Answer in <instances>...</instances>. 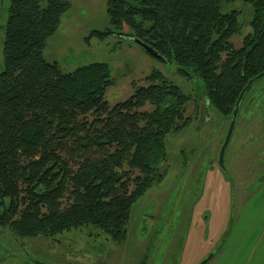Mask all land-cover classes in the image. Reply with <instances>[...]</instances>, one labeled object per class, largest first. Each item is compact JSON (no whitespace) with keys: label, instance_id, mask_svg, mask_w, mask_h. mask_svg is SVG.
Listing matches in <instances>:
<instances>
[{"label":"trees","instance_id":"1","mask_svg":"<svg viewBox=\"0 0 264 264\" xmlns=\"http://www.w3.org/2000/svg\"><path fill=\"white\" fill-rule=\"evenodd\" d=\"M229 1L107 0L106 13L112 27L126 25L180 74L200 78L204 98H197L196 115L205 101L228 123L247 81L264 70V0H244L253 11L239 47L230 41L241 28L239 10H222ZM68 7L67 0H10L8 6L0 70V228L50 237L89 227L121 244L134 201L165 175L164 137L189 120L191 96L153 69L147 85L110 105L107 62L63 71L46 59L47 38ZM111 31L93 29L89 37ZM262 78L245 91L238 117L263 105L255 92L264 83L253 89ZM146 104L152 108L142 109ZM256 113L264 120V106Z\"/></svg>","mask_w":264,"mask_h":264},{"label":"rangeland","instance_id":"2","mask_svg":"<svg viewBox=\"0 0 264 264\" xmlns=\"http://www.w3.org/2000/svg\"><path fill=\"white\" fill-rule=\"evenodd\" d=\"M67 1L69 7L43 49L46 59L56 60L63 71L107 62L113 79L105 91L110 105L132 94L136 85H147V75L158 69L190 94L185 111L189 120L165 135V175L134 201L121 244L91 233L89 227L50 237H19L3 227L0 264H197L210 250L215 255L206 264H264V120L256 113L264 103L252 115L242 110L237 116L224 171L217 156L230 119L227 123L209 107V117L199 120L196 102L204 98L200 78L194 73L186 78L172 61L150 55L126 25L120 31L112 27L107 0ZM9 3L0 0V70ZM229 9L239 10L241 28L230 37L239 47L251 29L252 5L224 2L222 10ZM107 27L112 31L104 38L89 37L91 30ZM260 83L264 78L253 89ZM255 94L258 101L264 99V90L257 87ZM151 108L146 104L142 109ZM228 221L231 229L222 240Z\"/></svg>","mask_w":264,"mask_h":264},{"label":"water","instance_id":"3","mask_svg":"<svg viewBox=\"0 0 264 264\" xmlns=\"http://www.w3.org/2000/svg\"><path fill=\"white\" fill-rule=\"evenodd\" d=\"M135 40L145 49L146 52H148L150 55L157 57L159 59H163L164 57L162 56V54H160L159 52H157L153 47H151L150 45L144 43L143 41L135 38ZM264 77V70H262L261 72L257 73L255 76H253L252 78H250L247 83L245 84V86L243 87V89L241 90L240 94L238 95L236 101H235V105L232 109L231 112V118L229 121V124L227 126L224 138L222 140V143L220 145V148L218 150V156H217V163L219 165V167L221 169H223L224 171H226L225 169V163H224V158H225V150L226 147L230 141L235 123H236V118H237V114L239 111V106H240V102L244 96L245 91L247 90V88L257 79H260ZM210 115L209 113V109H208V105L206 104L205 101H202L200 104V108H199V120H205L206 118H208ZM232 202H233V198H232ZM231 210H233V205ZM211 256H213V251L209 252V254H207L204 258H202L198 264H206L210 259Z\"/></svg>","mask_w":264,"mask_h":264},{"label":"flooded vegetation","instance_id":"4","mask_svg":"<svg viewBox=\"0 0 264 264\" xmlns=\"http://www.w3.org/2000/svg\"><path fill=\"white\" fill-rule=\"evenodd\" d=\"M229 219H230V217H229ZM228 234H229V233H227L226 235H228ZM221 239H223V236H222ZM221 241H222V240H221ZM210 251H211V250H210ZM210 251H209V252H210ZM212 251H213V250H212ZM212 251H211V252H212ZM206 255H207V254H206ZM213 255H215V254H214V251H213ZM201 259H202V258H201ZM201 259H200V260H201ZM198 263H199V261L197 262V264H198Z\"/></svg>","mask_w":264,"mask_h":264}]
</instances>
